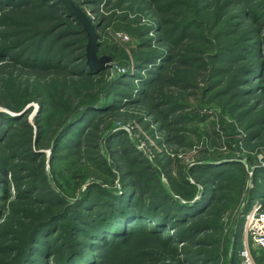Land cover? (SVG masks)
I'll list each match as a JSON object with an SVG mask.
<instances>
[{"label":"trees","instance_id":"1","mask_svg":"<svg viewBox=\"0 0 264 264\" xmlns=\"http://www.w3.org/2000/svg\"><path fill=\"white\" fill-rule=\"evenodd\" d=\"M72 1L97 13L104 0ZM142 1L155 12L158 27L140 30L133 58L121 63L126 71L106 78L105 69L88 66L87 32L61 1L0 0V88L7 89L0 104L8 108L0 111L1 262L13 257L11 264H240L244 218L234 220L242 232L223 238L214 208L226 197L224 182L238 178L242 192L244 162L199 163L189 170L196 182L181 174L167 187L126 132L114 130L113 123L100 125L122 107L141 106L173 133V126L198 116L184 112L185 99L204 81L203 96L215 93L213 100L245 124L244 143L252 151L264 148V0ZM105 21L97 22V31ZM152 30L160 34L158 46L147 38ZM31 102L39 108L34 124L27 120L34 106L25 109ZM99 140L113 150L122 189L94 182L71 200L58 162L93 148L97 168L116 174ZM44 148L52 151L51 180ZM62 150L69 152L64 156ZM125 158L139 171H121ZM253 175L243 214L254 198L264 202V165L254 166ZM7 213L32 219L27 233L2 231ZM22 236L23 245L12 244Z\"/></svg>","mask_w":264,"mask_h":264},{"label":"rangeland","instance_id":"2","mask_svg":"<svg viewBox=\"0 0 264 264\" xmlns=\"http://www.w3.org/2000/svg\"><path fill=\"white\" fill-rule=\"evenodd\" d=\"M80 8L92 19L94 24H97L101 18H106L103 31L101 29L98 31L102 36L100 41L102 42L103 51L99 56H107L112 59L110 61L111 66L105 69L107 71L106 78H110L116 72L126 71V67L122 66L121 63L127 57L133 58V52L138 49L139 43L142 40L138 32L143 29L145 30L147 27L155 29L159 23L155 12L145 8V3L142 0H111V4L109 5H107V0H104L98 7L99 11L97 13L93 12L92 5H83ZM120 34L127 37V39H120ZM159 36L160 34L152 30L148 33L147 38L154 40V42L152 41L153 46H158L155 37ZM111 54L117 55L113 58ZM21 77L22 79L32 80L31 78H27V76ZM206 84V82L200 81V89L195 91V95L191 96V99H185V103H189L184 112L197 114L196 119L191 122H184L186 124L180 123L173 126V133H170L166 127H163L160 121H157L156 115L151 113L148 107L141 108V106L122 107L120 108L121 110L104 117L100 126L104 128L107 123H113L115 126L114 130H123L126 132L132 144L150 161L159 173L160 180L167 187L179 179L181 174H184L192 183L196 182V179L189 173V170L199 163L211 162L219 164L231 160L244 162L247 171L242 192L238 195V190L240 189V181L238 178H234V181L231 182H224L222 185L223 187L225 186L223 191L226 197H223L219 204H217L218 206L214 208L220 215V217L218 216V220L224 227V232L220 235L224 238L227 235L229 236V233H232V231L235 233L238 230L234 225V220L240 218L242 221L244 218L242 208L247 203L249 189L253 187V169L254 166L259 164L264 165V148L259 146L252 151L251 147H248L244 143L243 139L248 135V131L244 129L245 124L237 122L235 116L224 110L217 103L219 99L213 100L215 93H211L205 97L203 96L202 92ZM4 91H7V89L0 88V96ZM30 105H33L34 109L28 114L27 120L34 124V118L39 108L36 102H31L26 108ZM0 111H8V108L4 104H0ZM253 116L254 114H251V118ZM15 138L18 142L21 140L20 135L17 133ZM260 141H264V136ZM98 143L100 144V151L106 156L108 162L112 163L115 160L112 154L113 150L107 145L105 140H99ZM40 151L44 152L45 172L51 180L50 161L52 151L49 148H44ZM89 151L91 153H88V155H83L82 153L78 155L74 154L69 158H65L63 162L57 163L59 164L58 166H61L60 172H62V175L60 180L64 184V192L71 200L78 197L77 194L94 182L107 186L110 185L118 193L122 189L119 181V171L114 168V164L112 163L113 166H111L116 173L113 176L104 167L97 168L98 166L94 163L96 160L92 161L91 159L92 155L96 154L95 149L90 148ZM68 152L67 150H62L59 153L65 156ZM115 156L120 158L119 154ZM216 157H223V159L211 160ZM250 159L253 162L251 166L249 163ZM124 160L121 162V171H128L130 169L133 172L139 171L138 166H130L128 160L126 158ZM66 172H69V174L66 175ZM71 174L74 175L71 176ZM198 185L201 187V184ZM230 186H234V189H231ZM255 202L259 203L264 209V202L261 198H254L251 207ZM243 211L245 210L243 209ZM35 213L37 215L41 213V210H35ZM31 220H28V218L19 220L13 213H7L2 223L5 224V227H2L4 228L2 231L11 229L15 230L16 233H27ZM242 230L244 231V224ZM238 232H242L240 227ZM164 234L170 235V232ZM24 236L19 241H11V239H4L3 241H11L13 245H23ZM241 238L242 247L238 245V249L236 248L239 254L244 250L247 243L253 256L254 264H264L263 253L253 247L251 240L246 238L244 232H242ZM231 244L235 246L232 241H230ZM0 257L2 258V254ZM240 258V264H244L241 256ZM1 261L2 259H0L1 264H11L13 257L10 259L8 257L3 262Z\"/></svg>","mask_w":264,"mask_h":264},{"label":"water","instance_id":"3","mask_svg":"<svg viewBox=\"0 0 264 264\" xmlns=\"http://www.w3.org/2000/svg\"><path fill=\"white\" fill-rule=\"evenodd\" d=\"M61 1L66 8L70 11L71 14L75 15L76 18L84 25V29L87 32L88 44H87V64L88 66L95 70L101 71L111 66L110 61L112 59L107 56L98 55V38L99 34L97 27L99 24H94L92 19L72 0H59ZM27 109V108H25Z\"/></svg>","mask_w":264,"mask_h":264},{"label":"built area","instance_id":"4","mask_svg":"<svg viewBox=\"0 0 264 264\" xmlns=\"http://www.w3.org/2000/svg\"><path fill=\"white\" fill-rule=\"evenodd\" d=\"M120 39H127L122 34ZM244 233L247 239H250L253 247L260 250L264 255V209L259 203L253 204L248 212L244 214ZM240 256L244 264H254L253 256L246 243Z\"/></svg>","mask_w":264,"mask_h":264}]
</instances>
